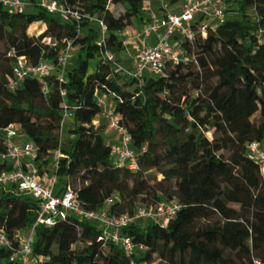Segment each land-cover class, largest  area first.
Instances as JSON below:
<instances>
[{"label":"trees","instance_id":"obj_1","mask_svg":"<svg viewBox=\"0 0 264 264\" xmlns=\"http://www.w3.org/2000/svg\"><path fill=\"white\" fill-rule=\"evenodd\" d=\"M60 1L82 20L65 23L37 0H28L22 14L0 4V131L15 125L39 147L41 174L60 149L65 157L56 172L57 194L69 188L87 210L107 207L120 216L161 201L180 208L165 227L141 222L124 228L123 236L147 247L132 256L111 240H99L101 229L91 221L69 216L53 227L37 226L33 264H264V178L245 152L252 142L264 149V0H223L222 25L205 37L198 34L192 45L180 41L196 63L164 62L161 75L146 74L141 82L106 61L97 43L102 22L106 49L122 64L127 47L121 33L136 20L145 22L146 0ZM165 1L171 12L179 11L182 0ZM38 22L46 30L31 36L28 30ZM63 39L75 52L63 84L50 75L44 83L27 78L9 89L16 58L35 66L56 63ZM99 96L108 99L132 138L135 171L115 165L106 122L95 124ZM65 110L72 125L63 138ZM4 152L0 140V156ZM11 169L0 161V172ZM153 171L162 180L152 178ZM39 210V201L15 186L0 191V229L15 249L31 233ZM12 254L0 248V264H13Z\"/></svg>","mask_w":264,"mask_h":264},{"label":"built area","instance_id":"obj_2","mask_svg":"<svg viewBox=\"0 0 264 264\" xmlns=\"http://www.w3.org/2000/svg\"><path fill=\"white\" fill-rule=\"evenodd\" d=\"M37 1L44 11L59 17L65 23H79L84 17L78 10L69 7L60 0ZM0 4L7 11L20 14L26 13L30 8L28 0H0ZM148 11L149 15L140 32L123 40L126 47L127 43L135 41L141 43V48L132 67L120 64L115 54L106 49L107 28L104 23L99 22L101 39L97 44L104 49V59L112 62L124 76L139 82L146 74L161 75L164 62L196 63L193 55L183 51L180 41H186L192 45L198 34L205 37L209 30H214L226 20L223 0H182L178 12H171L166 5H163L158 11L150 9ZM197 18H200V22L193 28L192 25ZM174 37L177 39L173 40ZM152 38H154L153 43L150 42ZM46 42L53 48L59 46V42L51 38H47ZM61 43L63 47L59 50L56 63L42 61L35 66L29 64L25 57L16 58L13 66L14 76L9 84V89L15 90L27 78H36L44 83L45 78L50 75H55L58 82L63 84L66 68L69 61L75 56V52L71 42L67 39H63ZM48 91V87L44 85V94H48ZM61 95L65 96L66 92L62 91ZM97 102L101 108V114L95 124L99 125L101 121H107V138L110 132H115L117 135L115 141L108 138L111 142L109 145L115 165L127 166L133 171L137 170L138 156L131 149L130 134L120 125L119 116L114 113V108L106 97L99 96ZM71 116V113L65 110L63 125L71 121ZM0 140L5 146V152L0 156V161H6L12 165L11 170L0 172V191L15 186L18 192L32 196L40 203L36 224L29 236L21 240L18 249H15L13 242L0 229V248L12 250L13 254L10 260L13 264L36 262L32 258L35 227H53L57 221L66 220L69 216L96 223L101 229L99 240H111L120 245L128 256L137 252L145 253L147 247L144 244L135 243L131 237L123 236L122 230L141 222H151L165 227L180 208V205L173 201H161L153 207H139L132 214L120 216L111 215L107 207L100 210H87L82 207L77 195L69 188L57 194L58 176L56 172L60 168V160L65 157L60 149L53 153L48 170L44 169V173L41 174L38 162L39 147L34 142L25 139L15 125L1 130ZM245 152L258 165L260 175L264 178V149L258 142H252L246 146ZM254 264L260 263L255 261Z\"/></svg>","mask_w":264,"mask_h":264},{"label":"rangeland","instance_id":"obj_3","mask_svg":"<svg viewBox=\"0 0 264 264\" xmlns=\"http://www.w3.org/2000/svg\"><path fill=\"white\" fill-rule=\"evenodd\" d=\"M167 4L168 3L165 0H146L145 1V8H146V11H147V9L148 10L151 9L153 11H158V10L161 9V7L163 5L168 6ZM110 8L112 10L116 11V12H120V9L117 8V7L111 6ZM139 27H140V22L135 21V23H133V25L130 28H128L127 30H125V31H123L121 33V39L124 40V39H127L129 36H132L133 34L139 33L140 32ZM41 28H42V25L41 24L40 25H36V26L35 25L34 26H31L29 28V30H28V33L31 36L39 37L42 34V33H40ZM44 41H46V39H44ZM135 42L137 43V48L136 49H133V48L130 49V52L132 53V55L134 56V58L136 57L137 53L139 52V50L141 48V43L138 42V41H135ZM127 46H129V43H127ZM126 50H127V48H126ZM133 61H135V59L133 60L131 57H129V59H127V60L126 59L122 60V64L125 67H128L127 64L128 65H131V63ZM119 82H120L121 85H123L125 83V81L122 80V79H120ZM105 122H106V125H107L108 122L107 121H105ZM71 125H72L71 124V121L66 122L65 128H64V130L62 132L63 138H65V136H66L67 126L68 127H71ZM206 136L210 139L211 138V132H207L206 133ZM108 143H111V142H109V140H108ZM151 176H152V178H155V180L157 182L160 181V180H162V176L160 174H158L157 172H154L153 171L151 173ZM140 206L145 207L144 205H140Z\"/></svg>","mask_w":264,"mask_h":264},{"label":"crops","instance_id":"obj_4","mask_svg":"<svg viewBox=\"0 0 264 264\" xmlns=\"http://www.w3.org/2000/svg\"><path fill=\"white\" fill-rule=\"evenodd\" d=\"M151 10V9H150ZM146 13H147V17H148V15H149V11L147 10L146 11ZM147 17H146V19H147ZM145 19V20H146ZM136 21H138V22H140L139 20H136ZM134 23H135V21H134ZM144 23L145 22H140V27H139V29H141L142 27H143V25H144ZM42 25V28H41V31H40V33H43L45 30H46V25L44 24V23H41V22H38V23H35V24H33L32 26H36V25ZM150 42H154V38H152L151 40H150ZM131 48H133V49H136L137 48V43L136 42H131V43H129V46H127V52H126V54L122 57V59L124 60V59H129V57H131L133 60L135 59L134 58V56L132 55V53L130 52V49ZM134 65V61L131 63V65H128L127 64V66L128 67H132ZM69 127L67 126V129H68ZM108 138H109V140H112V141H115L116 139H117V135H116V133L115 132H110L109 134H108Z\"/></svg>","mask_w":264,"mask_h":264}]
</instances>
